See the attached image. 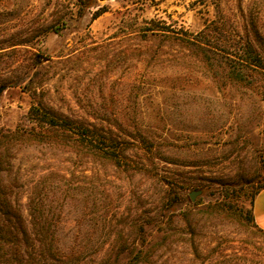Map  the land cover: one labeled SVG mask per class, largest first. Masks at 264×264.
Listing matches in <instances>:
<instances>
[{
  "label": "rangeland",
  "instance_id": "374dc122",
  "mask_svg": "<svg viewBox=\"0 0 264 264\" xmlns=\"http://www.w3.org/2000/svg\"><path fill=\"white\" fill-rule=\"evenodd\" d=\"M210 22L264 57V0H0V130L39 103L95 129L4 152L0 264H264V72L218 79L171 38Z\"/></svg>",
  "mask_w": 264,
  "mask_h": 264
},
{
  "label": "trees",
  "instance_id": "16d2710c",
  "mask_svg": "<svg viewBox=\"0 0 264 264\" xmlns=\"http://www.w3.org/2000/svg\"><path fill=\"white\" fill-rule=\"evenodd\" d=\"M171 38L193 53L211 76L218 79L251 84L254 79H260L264 72V57L252 43L235 39L225 33L223 27L215 22L205 24L196 32H177ZM30 112L35 115L38 128L33 127L28 131L19 128L11 131L0 130V163L3 161L4 152L17 143L29 144L42 141L66 143L69 141L73 150H77L79 146L92 148L95 129L91 125L62 116L40 103L32 106ZM109 140L111 141L110 149L103 150L111 153L114 161L118 163L119 157L114 152L122 153L125 147L120 146L116 137H111ZM262 188H264V182L258 184L251 194L248 213L252 220V200ZM0 208L6 209L7 212L11 210L10 201L1 195Z\"/></svg>",
  "mask_w": 264,
  "mask_h": 264
},
{
  "label": "crops",
  "instance_id": "0c3cea01",
  "mask_svg": "<svg viewBox=\"0 0 264 264\" xmlns=\"http://www.w3.org/2000/svg\"><path fill=\"white\" fill-rule=\"evenodd\" d=\"M251 210L254 224L264 231V188L255 194Z\"/></svg>",
  "mask_w": 264,
  "mask_h": 264
},
{
  "label": "water",
  "instance_id": "95a60500",
  "mask_svg": "<svg viewBox=\"0 0 264 264\" xmlns=\"http://www.w3.org/2000/svg\"><path fill=\"white\" fill-rule=\"evenodd\" d=\"M2 89H3V86L1 85V86H0V92H1ZM199 193H200V189L192 190V191H190V193H189V197L193 200L194 197H195V195H197V194H199Z\"/></svg>",
  "mask_w": 264,
  "mask_h": 264
}]
</instances>
